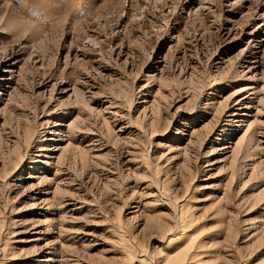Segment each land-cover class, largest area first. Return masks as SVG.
Wrapping results in <instances>:
<instances>
[{
  "label": "rangeland",
  "instance_id": "obj_1",
  "mask_svg": "<svg viewBox=\"0 0 264 264\" xmlns=\"http://www.w3.org/2000/svg\"><path fill=\"white\" fill-rule=\"evenodd\" d=\"M0 264H264V0H0Z\"/></svg>",
  "mask_w": 264,
  "mask_h": 264
}]
</instances>
